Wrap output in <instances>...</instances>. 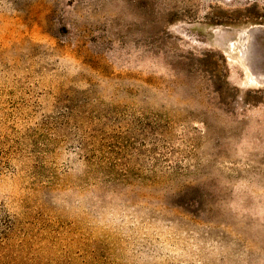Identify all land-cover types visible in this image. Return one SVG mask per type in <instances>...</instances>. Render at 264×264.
Returning a JSON list of instances; mask_svg holds the SVG:
<instances>
[{
	"label": "rangeland",
	"instance_id": "374dc122",
	"mask_svg": "<svg viewBox=\"0 0 264 264\" xmlns=\"http://www.w3.org/2000/svg\"><path fill=\"white\" fill-rule=\"evenodd\" d=\"M0 264H264V0H0Z\"/></svg>",
	"mask_w": 264,
	"mask_h": 264
}]
</instances>
